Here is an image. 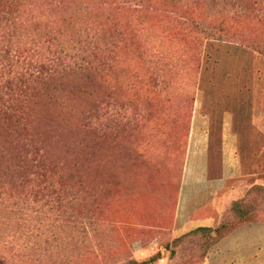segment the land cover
Wrapping results in <instances>:
<instances>
[{
  "label": "rangeland",
  "instance_id": "obj_1",
  "mask_svg": "<svg viewBox=\"0 0 264 264\" xmlns=\"http://www.w3.org/2000/svg\"><path fill=\"white\" fill-rule=\"evenodd\" d=\"M38 51L65 66L19 93L26 138L2 134L0 174L15 179L37 148L67 193L61 215L15 205L0 220L6 264H217L213 230L238 221L234 202L264 221V0H0V67ZM225 135L235 200L186 236L214 224L185 208L223 176ZM22 181L0 177V216L32 208Z\"/></svg>",
  "mask_w": 264,
  "mask_h": 264
},
{
  "label": "trees",
  "instance_id": "obj_2",
  "mask_svg": "<svg viewBox=\"0 0 264 264\" xmlns=\"http://www.w3.org/2000/svg\"><path fill=\"white\" fill-rule=\"evenodd\" d=\"M7 52L9 51L7 50ZM5 60H8L6 56ZM23 61L26 65H22V68H16L13 67L10 62L3 63V61H1L0 137L4 136L2 134L5 131L11 130L12 132L21 133L20 135L24 136L23 138H26V134H24L25 127L23 124V121H26V117L24 111L18 104L19 93L24 88H27L30 85L38 84L39 82L43 83L45 79L49 78L56 71H58L61 65H64L63 62H61V55L59 56L56 52L50 53V55H44L42 52L38 51L33 54L28 61L25 59H23ZM35 151L36 154L34 155V158L37 160L33 159V161L30 162L22 161L24 165L21 164L20 168L23 169V166L27 165V167L25 166L26 170H23L22 174L21 172L16 171L14 176L15 179H13V177H10L5 172L3 173V175L2 173L0 174V177L7 176L10 181H13L14 184V180H19L20 178H22V188L26 186V184H28L30 193L32 195V208L29 207V202H27V200L23 198L20 202L14 201L13 203H11L8 207L10 209L9 212L5 211L0 216V220L4 225L8 227L11 226V216L16 214L13 209L15 205H19L15 208L23 209L24 207H26L27 210L35 211L36 214H38L39 212L42 213V211L45 210L44 207L48 206V209H46L47 211L55 209V211L53 212H59V214L61 215V208H64L63 202L65 200L64 197L66 196L67 192H65V190H61V176H58L56 174V168L54 167V165L52 166L50 164L47 156L44 153H42L37 148L35 149ZM14 186L17 188H21L20 185ZM2 196L3 195L0 193V200L3 199L1 198ZM42 202L43 204L40 206ZM231 211L236 214L239 219L236 223H222L220 227L213 230L216 233V244L237 228L248 223L259 222L251 217L253 216L252 209L249 210L248 207L242 206L240 202H234L231 206ZM247 215L251 216L248 219H244ZM37 219L38 218L35 215L32 220L34 221V223H36ZM240 219L241 221H239ZM37 223H39V221ZM39 224L43 229V220L42 223ZM39 228L40 227L36 228V230L38 231ZM208 230H210L209 227H198L197 229L188 233L186 236L196 235L197 232ZM59 240H61V237L58 234L52 235V241L55 243V245H57ZM0 264H6L4 259L0 258ZM130 264L144 263L133 261Z\"/></svg>",
  "mask_w": 264,
  "mask_h": 264
},
{
  "label": "crops",
  "instance_id": "obj_3",
  "mask_svg": "<svg viewBox=\"0 0 264 264\" xmlns=\"http://www.w3.org/2000/svg\"><path fill=\"white\" fill-rule=\"evenodd\" d=\"M225 136L222 147L223 176L217 180H209L207 177L203 179L202 185L212 189V192L204 197L200 205H193L195 203L188 200L185 208L186 211L191 209L188 212L190 220L197 218L214 223L207 227L221 223L226 209L235 200V195L228 190L229 179L237 178L241 172L236 142L228 135ZM204 187L202 189L206 190ZM202 210H206L205 213H201ZM261 257H264V221L248 223L231 232L210 250L207 262L216 259L217 264H254L255 259Z\"/></svg>",
  "mask_w": 264,
  "mask_h": 264
}]
</instances>
